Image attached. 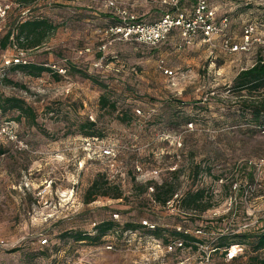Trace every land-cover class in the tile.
Segmentation results:
<instances>
[{
    "label": "rangeland",
    "instance_id": "rangeland-1",
    "mask_svg": "<svg viewBox=\"0 0 264 264\" xmlns=\"http://www.w3.org/2000/svg\"><path fill=\"white\" fill-rule=\"evenodd\" d=\"M195 3L0 0V42L21 20L45 18L56 26L36 48L21 49L13 37L0 47V98L15 97L35 114L33 125L16 109L0 111L27 146L0 147V264H244L246 256L231 262L229 250L224 257L222 247H212L220 235L264 226V128L241 109L243 97L232 88L238 71L264 57V0H208L216 20L228 19L208 41L197 34L187 44L174 30L152 46L110 32L117 19L150 23L176 7L190 13ZM248 24L259 41L228 51L223 41L239 43ZM19 52L58 77H30L4 63ZM101 95L116 108L102 109ZM85 121L98 135L85 139ZM103 148L111 155L103 156ZM97 174L117 184L122 197L83 203ZM151 181L175 184L173 206L152 203L151 188L141 191ZM196 188L206 189L211 204L202 213L179 204ZM106 220L116 226L98 243L61 235H93ZM143 220L157 225L159 236L143 228L120 232L125 222ZM182 225L200 242L169 255L162 239Z\"/></svg>",
    "mask_w": 264,
    "mask_h": 264
},
{
    "label": "trees",
    "instance_id": "trees-1",
    "mask_svg": "<svg viewBox=\"0 0 264 264\" xmlns=\"http://www.w3.org/2000/svg\"><path fill=\"white\" fill-rule=\"evenodd\" d=\"M14 1L19 6H29L36 0ZM176 9L183 11V9L176 7L175 9L173 8L171 13L167 14L174 13ZM116 21L117 24L121 23V20L119 19ZM55 29L56 26L45 18L21 20L18 21L13 28L7 30L0 42V47L2 49L5 48L7 44L10 43V37H13L18 47L21 49L36 48L46 41ZM174 30L175 29L172 31ZM10 66L12 69H18L30 77H38L43 72H54L46 66L29 62H25L23 64H10ZM72 69L74 68L72 67ZM53 74L57 77L59 75L57 72H54ZM232 88L239 94L240 97H243V100L240 102L241 109L248 113L256 126L264 128V57L257 56L255 62L250 67L238 71L233 78ZM99 105L102 109L109 108L110 110H114L116 108L115 103L109 101L105 95H101L99 97ZM10 109H16L18 111L19 114L17 118L24 116L26 120L30 121V123H33V125L35 124V114L31 107L25 106L21 100H18L15 97L0 98V111L6 112ZM81 128L83 129V133L86 137L92 138L98 135L95 131L94 122L85 121L84 124L81 125ZM1 146H4V144H0V147ZM175 174L176 172H173V175ZM142 187L143 189L141 191L151 188L152 203L160 206H164L166 201L176 194L178 190L173 182L167 181H162L159 184L152 181L146 182V184H143ZM206 193L205 188L189 190L182 196H179V204L180 206L185 205L190 211L195 213H202L211 206L206 198ZM98 197L118 199L122 197V194L117 184L110 182L104 174H97L84 192L82 201L87 204L94 201ZM115 226L116 224L113 221L106 220L99 222L95 226V234L93 235L79 231L70 232L69 234L67 232H62L61 235L62 237L70 236L76 242L87 241L88 243H98L101 237L106 235L111 229L113 230ZM140 228L146 230L148 229L144 225L140 224V222H125L121 226L120 232L135 231ZM184 230H186L185 227L178 231L174 228L173 236L162 239V242L166 243L170 239H177V237L181 238L183 247L192 245V243L200 242L199 240L191 237V234L184 233ZM145 235L159 236V229L157 228V225H155V228L152 230L148 229L147 234ZM234 244L239 245L242 248V253L231 257V262L246 256L244 264H264V226L254 230H244L238 233L230 232L227 235H220L216 244L212 247V250H218L222 247L225 257L229 247ZM191 247L196 248L195 246Z\"/></svg>",
    "mask_w": 264,
    "mask_h": 264
},
{
    "label": "built area",
    "instance_id": "built-area-1",
    "mask_svg": "<svg viewBox=\"0 0 264 264\" xmlns=\"http://www.w3.org/2000/svg\"><path fill=\"white\" fill-rule=\"evenodd\" d=\"M131 20L132 16L123 17L120 24L110 27V32L113 35L120 36L125 40L134 39L152 46L164 42L173 29L179 32L184 43H190V39L197 34L201 35L203 40L208 41L211 37L221 34L224 29H226L228 24L226 16H222L216 20L214 10L208 7V0H196V3L190 13L176 9L174 13L165 14L158 20L150 23L132 22ZM254 33V25L248 24L243 27L241 41L239 43L232 44L227 40H224L223 46L231 52L247 50L252 41H259V39L254 36ZM261 45L264 48V39L261 40ZM19 54L20 56L17 55L13 59H7L4 63L8 65L25 63L26 61L23 57H21L22 52H19ZM59 71L64 72L62 69H59ZM163 71L164 73L171 74V72L166 69ZM262 132H264V129H262ZM0 144H7L15 149L27 148L23 140L19 137L13 122L7 120H0ZM101 154L103 156H110L111 151L107 148H103L101 150ZM177 197V194H174L166 201L164 206H173V200ZM113 216L116 217V214H113ZM141 223L150 230L155 228L154 223L146 220H143ZM177 229L180 230L179 228ZM184 233L188 232L184 230ZM45 241L46 240L43 239L41 242L45 243ZM161 243L163 250L167 253L174 252V250L183 247L182 240L177 239H170L166 243ZM234 247L236 250H234ZM107 248H111V246L109 245ZM237 248L240 247L238 245H232L229 247L228 258L233 257L237 253Z\"/></svg>",
    "mask_w": 264,
    "mask_h": 264
},
{
    "label": "crops",
    "instance_id": "crops-1",
    "mask_svg": "<svg viewBox=\"0 0 264 264\" xmlns=\"http://www.w3.org/2000/svg\"><path fill=\"white\" fill-rule=\"evenodd\" d=\"M173 253H170L169 255H172Z\"/></svg>",
    "mask_w": 264,
    "mask_h": 264
}]
</instances>
